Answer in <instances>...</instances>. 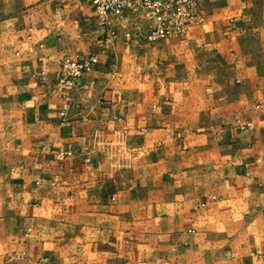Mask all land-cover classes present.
I'll return each mask as SVG.
<instances>
[{"label":"crops","instance_id":"0c3cea01","mask_svg":"<svg viewBox=\"0 0 264 264\" xmlns=\"http://www.w3.org/2000/svg\"><path fill=\"white\" fill-rule=\"evenodd\" d=\"M198 5L148 41L140 13L0 0V264H264V0Z\"/></svg>","mask_w":264,"mask_h":264},{"label":"built area","instance_id":"2783aa9c","mask_svg":"<svg viewBox=\"0 0 264 264\" xmlns=\"http://www.w3.org/2000/svg\"><path fill=\"white\" fill-rule=\"evenodd\" d=\"M90 2L105 23L108 22L109 16L121 18L127 14H143L151 22V27L145 34L148 41L181 35L189 25L202 20L198 0H90ZM96 63L97 56L94 54L82 59L64 58L59 65L58 82L63 86H74ZM236 123L241 131L251 128L249 121L237 119ZM63 156L62 153L59 154V157Z\"/></svg>","mask_w":264,"mask_h":264},{"label":"rangeland","instance_id":"374dc122","mask_svg":"<svg viewBox=\"0 0 264 264\" xmlns=\"http://www.w3.org/2000/svg\"><path fill=\"white\" fill-rule=\"evenodd\" d=\"M60 65V64H59ZM246 131V130H245Z\"/></svg>","mask_w":264,"mask_h":264}]
</instances>
